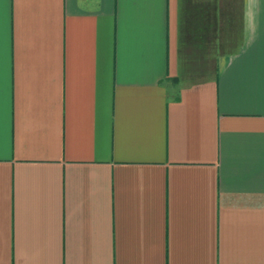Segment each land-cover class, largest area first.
Wrapping results in <instances>:
<instances>
[{
	"label": "crops",
	"instance_id": "obj_1",
	"mask_svg": "<svg viewBox=\"0 0 264 264\" xmlns=\"http://www.w3.org/2000/svg\"><path fill=\"white\" fill-rule=\"evenodd\" d=\"M0 264H264V0H0Z\"/></svg>",
	"mask_w": 264,
	"mask_h": 264
}]
</instances>
